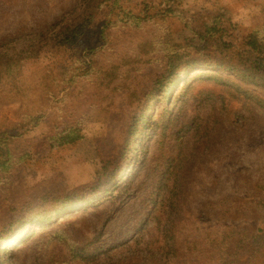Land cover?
Here are the masks:
<instances>
[{"label": "rangeland", "instance_id": "rangeland-1", "mask_svg": "<svg viewBox=\"0 0 264 264\" xmlns=\"http://www.w3.org/2000/svg\"><path fill=\"white\" fill-rule=\"evenodd\" d=\"M117 1L119 5L129 7L143 0H0V62L12 63L10 82L2 89L5 100L0 103V127L20 121L22 105L12 101L19 94L20 80L56 62L61 61L68 71L79 65L77 58L80 55L86 52L90 56L92 52H98L99 60L119 62L130 72L127 73L126 88L107 91L111 92L107 105L87 112L86 122L74 144L49 153V137L56 130L55 122L50 118L27 133L26 147L35 149L38 155L30 163L29 171L23 174L22 181L20 178L13 186L0 189V235H3V227L8 221L48 201L50 194L69 193L91 183L102 169L110 172L114 168L116 154L113 146L116 144L119 149L120 139L126 137L127 125L134 120V108L145 102L154 78L171 68L166 60L173 55L171 48L168 52L163 51L162 42L177 33L176 40L184 43L190 35L185 24L177 19H168L157 26H135L128 20L127 12L120 11L119 7L115 10ZM156 1L160 4V0ZM162 1L164 7L178 2ZM180 8L186 11L188 21L195 11L203 10L207 15L215 16L225 8L231 11L234 22L246 27L254 17L264 13V2L181 0ZM67 26H81L79 32L82 36L76 45L66 48L60 46L59 41ZM123 53L128 54L127 60H122ZM197 72L212 75V81L214 78L232 80L236 82V86L230 85L234 88L242 85L244 92L233 94L239 107L242 105L240 99L246 93L264 99V87L260 84L243 81L220 68H200L172 85L168 104L176 105L181 101L179 99L183 97H178L181 88L184 92L189 91L200 83L193 81ZM249 94L247 100L251 98ZM222 98L220 96L214 104L198 98L204 99L200 104L195 98L194 103L187 106L188 113L207 120L214 106L220 107L221 112L225 110L226 102L222 103ZM73 100L71 96L67 106ZM166 105V100L162 99L153 107L154 117ZM247 108L245 106L237 122L226 132L229 139L223 155L203 160L191 186L192 204L200 208L198 214L203 217V211L204 215H209V211L202 207L206 200L251 193L255 205H258L253 222L258 230L264 223V194L255 190L256 185L264 181V111L259 108L245 116ZM197 109L203 110L201 116ZM145 139L150 142L149 136ZM139 142L140 139L134 141L133 153L139 148ZM150 145L151 142L144 151L148 157L153 153ZM145 175V172L139 177L136 175L130 182L119 181L89 210L65 212L53 222L44 224L43 227L55 225L44 231L45 238L39 233L36 234L38 237L24 242L1 241L0 264H176L164 250V221L161 224L156 221L139 223L142 215L138 214L144 208L141 202L145 195L139 183ZM241 219L243 217L239 216L235 220L241 223ZM101 244L106 248L100 261L96 262L89 255ZM85 246L86 249H82ZM84 251L88 253L86 260L83 259ZM193 262L188 264H198Z\"/></svg>", "mask_w": 264, "mask_h": 264}, {"label": "trees", "instance_id": "trees-1", "mask_svg": "<svg viewBox=\"0 0 264 264\" xmlns=\"http://www.w3.org/2000/svg\"><path fill=\"white\" fill-rule=\"evenodd\" d=\"M116 3L115 10L119 7L120 11L127 12L128 20L135 26H157L168 19H177L185 24L190 35L184 43L176 40L177 33L162 42L163 51L168 52L171 48L175 59L173 55L166 59L170 70L154 78L145 102L134 108V120L127 125L126 137L118 140L119 149L116 144L113 146L116 154L114 168L110 172L102 169L91 183L69 193L50 194L48 201L11 219L3 227L0 242H24L39 235L45 238L44 231L55 225L43 227L44 224L53 222L65 212L89 210L119 181L130 182L145 172L139 183L145 191L141 202L144 208L137 213L142 215L139 223L156 221L161 224L164 221V250L172 261L176 264L191 261L198 264H250L254 261V264H264V223L261 229L255 230L253 222L258 205H255L251 193L206 200L202 207L209 211V215H204L203 211L201 217L198 214L200 208L192 204L191 192L203 160L223 155L229 139L226 132L237 122L245 106H248L245 116L259 108L264 111V99L246 93L240 99L242 105L239 107L233 94H242V85L234 88L230 86H236L232 80L214 78L212 81V75L197 72L193 81L200 83L189 91L184 92L181 88L178 94L183 97L179 99L181 101L176 105L168 104L172 85L200 68H220L243 81L264 87V13L254 17L245 27L234 22L231 11L225 8L215 16H209L203 10L195 11L188 21L186 11L180 8L181 0L166 7L162 0L160 4L156 0H143L129 7L119 5V1ZM80 27L67 26L59 45L66 48L76 45L82 36ZM127 57L128 54L123 53L122 60ZM77 63V67L65 71L61 61L56 62L20 80L19 94L12 100L22 105L20 121L0 127V189L13 186L20 178L22 181L23 174L29 171L30 163L38 155L35 149L26 147L25 136L29 131L50 118L55 122L56 130L49 137V153L72 145L86 122L87 112L94 107H105L112 91L126 88L127 73L130 72L123 68V64L106 62L104 58L99 60L98 52H92L90 56L85 52L77 58ZM11 64L0 62V103L5 100L2 89L10 82ZM109 90L111 92H107ZM248 94L251 95L249 100ZM71 96L74 100L67 106ZM220 96L223 97L221 102H226L224 111L214 106L207 120L188 113L187 106L194 103L195 98H205L207 104H214ZM162 99L167 105L154 117L153 107ZM198 100L201 104L204 99ZM149 109L151 113L148 114ZM197 110L201 116L203 110ZM153 118H156L155 122L150 123ZM146 136L150 138L153 151L150 157L144 153L150 143H147ZM137 139H140L139 148L133 153ZM255 190L264 194L263 180ZM239 216L243 217L241 223L235 220ZM39 229L41 231L37 232ZM105 248L103 244L97 245L89 258L99 262ZM87 255L85 252L84 260Z\"/></svg>", "mask_w": 264, "mask_h": 264}]
</instances>
